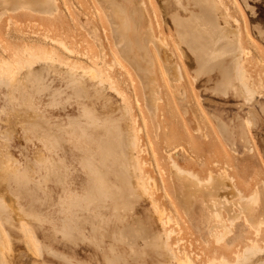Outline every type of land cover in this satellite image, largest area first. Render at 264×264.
<instances>
[{
	"label": "rangeland",
	"instance_id": "374dc122",
	"mask_svg": "<svg viewBox=\"0 0 264 264\" xmlns=\"http://www.w3.org/2000/svg\"><path fill=\"white\" fill-rule=\"evenodd\" d=\"M0 1V3L2 4V1L4 0ZM8 1L10 0H5L4 2ZM55 1L57 12L55 13L54 17H46L37 14L35 15L31 13H25L24 11L13 12L8 16H4L2 18V21H0V56L4 55L3 59L11 58L12 56L18 54L20 50L25 49L26 44L31 40L36 44L34 45L35 48H45L51 50L56 49L58 53L64 55L66 59L68 58V62H77L81 65H89L95 58V56L93 55H96L100 51L103 52L105 50V52L101 53L106 56H104L105 59H100L101 56L98 54V61L96 62L101 61V63L105 65H110L111 63H113V61L117 62V66H115L116 69L112 66L111 69H114L116 73H119L117 75L113 71L114 75L112 73V78L114 76L113 80H116L115 82L118 88L123 87L124 90L120 89L122 94L121 96H123V98H114L110 93H106L101 98L96 99V103L98 104H101L104 100L109 101V99H111L113 108L111 113H109V118L106 117V113H108V111L100 107L96 108L95 104L91 103L90 97L92 95L87 96L86 93H76L73 98V102L75 101L77 103L78 101V103L84 104V106H86L88 111L90 112L92 118L100 123L105 124L103 127L98 129L100 133L96 131V128L88 126L87 129L91 138L87 141L101 140L107 143H114V145L116 146V138L113 136L117 134L118 136H121L123 140L129 141V139H131L133 136V132H130L128 130L129 127H127L123 123L124 119L121 115V111H129L132 121L133 119L134 121H136V124L132 127V129L137 130L136 140L138 145L140 146L139 150L143 148L140 151V154L143 153L144 150V153L141 154L142 156L140 154L138 156L142 161L140 168H142L143 173L152 178V180H149L148 184H152L151 186L156 185V190L155 187H150L151 190L149 189V193L151 197H149L148 195H143L139 198L133 197L132 201H134V210H136L137 213L139 212L140 214H142L144 218L150 217L151 222H153L154 226L156 227L158 213L155 211V208L151 204V201L154 200V202L158 204L160 209L167 208L168 215L171 213L170 215L173 220L171 221L172 223L170 222L169 226L166 229L173 228V230H176H174L176 234L179 232L177 235L173 233L170 236L171 239L169 237L171 244L173 242H178L179 240H184L186 241L185 243H187L186 245L191 246L194 251H203L200 253V258L209 256L211 253H213V250L218 248L215 251H218L219 254L221 253L223 257L231 260L233 258L232 255H234V252H236L235 246H243L244 242H247V239L253 240L255 238L254 241H257L258 239V242L262 245V247H264V244H262L264 243V228L261 231V235H259L256 239L253 234V229H251L245 222V220L239 216L241 214L240 212H242L241 208L245 205V203L241 202L240 205H235L236 202L234 203V200L238 201L239 199L245 197V195L247 197L251 194L257 193L260 196L261 203L259 205H256L258 208L255 206V209H259V211H262L264 209V186H262L264 185V111H261L259 105H257V117L255 118L256 121L254 122V124L249 127L250 133L244 130V132H241L243 136L242 140H244V137L246 139L244 140L246 141L245 150L243 153H237L236 151L234 152V149H232L229 146V143L224 140L223 135L215 126L216 121L212 115L216 114L220 116L221 119H224L227 122L230 120L233 114L239 112V105L235 100L223 97L220 94H217L216 91H213L212 87L210 86L212 84L206 85V83L204 82V78H202L201 81H197L202 76L208 75L217 70L219 77L218 82L222 87V85H224L228 81L225 74L231 73L229 65L226 64L227 62L223 60V57L219 59L215 58L216 61L211 62L212 56L209 52L208 45V33H210V29H208L206 25H203L201 31V29H199L197 26V23L199 21H196L192 18L189 19L185 13L181 12L179 9H176L171 14L172 17L174 16V27L172 26V29H176L175 31L171 30L173 34H169L170 31L168 30L166 31V34L165 30L167 21L163 19L164 17L162 8L156 5L155 0H149V2L148 0H132V2L127 7H129V9L131 8L130 12L134 17L131 15L127 16V19H130V24L125 26L124 28L116 25L115 22H113V20L107 16V7L110 6L112 8H115L120 16L118 19L123 20L122 16H124L125 13L127 14V12H125V8L127 1L129 0H99L104 6L105 12H96L94 7L97 5L96 0ZM245 2L249 4L250 7H246ZM225 3L232 8V12H230V7L224 4V0L223 2L221 0L220 7L222 10H224V17L220 18L216 16L215 11H209L208 9H206L205 6L200 2V0L195 1V6L193 8L194 10H192L199 15H203L206 12L208 14L207 20L209 21V23L213 22L212 24H214H211L213 28L215 27V25L223 26L227 23V21L235 23L239 32H237L238 38H236L237 42L239 41L238 50L242 54V58H244L246 61L247 69L250 68V70H248L252 73V75L254 73V76H256L261 66L258 60L262 59L263 61L264 59L261 58V56H264V38L260 39L262 41L261 42L256 38L255 34L256 27L260 26L264 29V0H225ZM160 6H163L162 2H160ZM147 7H150V9ZM151 7H154L155 9H151ZM198 8H200V10H198ZM150 12L151 15L149 14ZM232 13L234 14V16ZM147 17L149 20L147 19ZM185 17L188 19L187 23L189 28H191L188 29V31H185L181 28V24L186 23L184 21ZM203 18L204 17L202 16V19ZM220 19H222L223 22L225 20L226 23H222ZM121 22L122 21H120V23ZM239 22L240 25L238 24ZM147 23L150 24V27H148L149 24L147 25ZM161 23H163L164 25ZM103 24L105 26H103ZM159 24H161L162 27ZM137 25L141 27L138 28ZM159 26L162 28V31L165 29L164 34H162L163 32L161 31V28L159 29ZM149 28L152 29V31ZM156 28L159 30H157ZM147 29L149 30V32H147ZM142 30L147 31L146 33L144 31L142 34L140 33V31L142 32ZM156 32L158 33L156 34ZM199 32H202V34L204 35L201 36ZM6 33H9L10 35ZM147 33L149 35H147ZM154 34H156L155 37ZM160 34L163 35H161V38L159 37ZM117 35L123 37L121 42L119 41ZM169 35H173L172 37L176 39L175 42L177 46L172 44L169 39ZM153 38H158L162 43H164L166 50L168 51L167 53L169 56V65H171L175 69L173 71H170V73H168L169 70H166L168 67L166 65L164 66L160 55L157 53L155 45L151 43V40H153ZM162 38L164 39L162 40ZM166 38L169 39L170 43L167 42L168 40ZM244 39L246 40L245 43ZM57 40L63 41L68 45L66 47V50H62L60 47H58V45L55 43V41ZM192 40L193 42H191ZM45 41H48L50 44L48 42L46 43ZM97 41H99V43ZM109 42L111 45L109 44ZM44 43H46V45H44ZM96 43L99 45H103L99 46ZM169 44L170 46L172 45L176 47V52L175 47H169ZM243 44L245 46H243ZM150 45L153 47H151ZM102 46L104 47L102 48ZM246 48H248V50ZM182 50H185L184 53H182ZM83 51L86 53H84ZM232 51L233 55H235V51L233 49ZM118 53H121L123 61L116 58ZM89 54H92V56L88 57ZM113 55H115L116 57ZM152 55L154 58L152 57ZM177 55L180 57H178ZM2 56L0 58H2ZM176 56L178 57V59ZM179 58L181 61H177L179 60ZM189 60H194L197 62L195 73H193L195 67L191 64V62H189ZM118 61H121L120 64ZM256 61H258V63ZM124 62L127 65H124ZM155 64L157 65V67ZM121 65H124L125 68L123 69ZM160 65L163 66L161 67ZM131 70L132 72H130ZM251 70H253V72ZM127 72L130 74V78ZM157 72H161L159 78ZM192 74H197L198 76L196 75L195 77L193 75V77ZM169 75L171 76L169 77ZM168 77L171 78L170 80L172 81V84ZM116 78H118V80L123 78L124 80L117 81ZM135 78L137 80H135ZM147 80L150 81L149 85L146 83L148 82ZM121 81L122 83L124 81V83L122 84ZM168 81H170V83ZM125 82L129 85L125 84ZM124 84L129 88L125 87ZM25 86L21 83L20 86H18L19 89H17L16 92H4L3 96L6 98V100L3 104L5 105L0 108V113L3 114V116L0 117V162L1 160H5L7 162V159L10 158L8 164L15 168L17 166V163L16 161H14L15 163L12 161L15 158L24 161L25 163V159L27 160V158L31 159L34 157L35 161L37 160V158H39V161H36L38 163L43 162L46 159L43 155L44 153H42L43 151H37L41 149V145L38 143H44L43 145L61 144L63 146L64 143H68L63 139V135L66 129L73 128V135H76L79 134V129L76 128L75 130L74 127L78 123L83 126L86 125V120L77 112L76 105L68 107L65 106L66 103H64L63 101H59V99L55 100L54 97L49 96L50 100H53V102L56 103L57 107L55 109H47L45 108L46 106H44V104L47 102L48 97H44L46 99L44 100V102H42L40 100V97H36V94L27 92ZM126 89H128L127 92H125ZM146 93L149 94L145 95ZM260 101L262 102L261 104L264 107V97ZM149 102H151L152 104H149ZM50 129H52L54 133H52ZM101 131H104V133L107 132V134L110 135L108 137V140L104 139V136L101 135ZM113 132H117V134H113ZM243 133L247 134L245 135ZM30 136H32V138L38 143H35L34 145V140L31 139ZM47 138H49L50 142L45 143L44 140H47ZM248 138H250V140H248ZM6 144L9 147V150L5 149ZM6 150L8 151V153H6ZM36 151L39 152V154H35ZM4 153L6 157H2L4 156ZM121 154L123 155L122 151ZM13 156L14 158L11 159V157ZM166 156L169 158V160H167L168 158ZM172 161L175 163L177 162V166L179 165L181 169L183 167V171L190 172L188 170H191V173L195 172L193 174H196L198 178L199 176H202L200 177V179L202 180L206 178V174L213 175L212 177L214 186L210 188H214L213 190H215L214 194L216 197L219 196L222 199L225 198L227 195V191L232 192L231 197H229L230 199L236 197V195L239 194V196L237 195V199L234 198V200H230L233 201V203L229 202L227 205L223 204V206H226H224L225 208H223V206L221 207V215H226L225 217L223 216V220L227 221L228 217L230 219L232 216L237 217L234 221V224H232L233 227L231 226V229H220V232L223 231L225 233H228L226 239L224 240L225 242H223L222 245L214 244L215 239L214 237H212V230H209L210 227L211 229H213V231L214 229H219L217 228V226L219 227V225L217 224L216 226H214L216 223L215 221L213 222V219H210L211 216L209 214H207V216L205 215V217L202 216L203 207L202 211L199 210V206H202L201 200H199L200 197L199 199H195L203 193L205 196L206 193H209V189H204L202 191L199 184L197 186V183H194L196 181L193 180L192 177V179L189 178L190 176H188L186 173H182V175L181 173L179 174L173 168ZM67 164H69V167L71 168L68 173V178L71 179L70 182L72 188L77 189L85 184L84 174L80 170V166L75 157L68 158ZM221 165L226 166H224L223 168ZM13 167H9L10 172H5L4 174V177L6 178V182L8 184L16 183V181H14L15 179L11 175ZM186 168L187 170H185ZM224 170L225 172H223ZM135 171L138 174V170L135 169ZM218 174H221V179L219 178V176H217ZM182 176H184L188 181L184 180V177ZM225 176L228 177V182L226 181L227 179ZM229 177L231 178V180ZM190 179L191 181H189ZM179 181L180 183L182 182V186L179 184ZM229 181L230 183L233 182V187L235 189L233 187L231 188L232 184H230ZM153 182L155 183L154 185ZM46 185L48 187L46 203L44 205H40L38 201H35L33 210H35L36 213H38V211H42L41 213L44 212L45 215L50 214L52 222L56 225L59 224L58 218L60 217L57 200L59 199V195H61V189L59 186H56L53 182L50 181H46ZM178 186L180 188H178ZM27 187L29 188V186ZM225 187L228 188L226 189ZM254 187L258 189H255ZM163 188L167 191L166 193ZM191 188L192 190H190ZM217 188H219L218 193H216ZM172 189L173 192H175L178 196L177 199L172 198V195L174 194L171 193ZM181 192L184 194H182ZM233 193H235L234 196H232ZM34 194L39 199H43L40 191L35 190ZM190 195H194L192 196V200L195 201V203L193 207V216L191 218H187L186 216H190L193 206V202L191 203ZM205 197L208 198V195ZM21 202L24 205H27V201L25 199H22ZM180 204L182 207L180 206ZM260 206L262 208H260ZM235 207L239 210V212ZM223 209L225 210L223 211ZM173 214L177 216V218L174 217ZM31 225L36 228V235L41 241H44L47 244L51 245L59 252L66 253L79 262L86 261L89 264H97V259L100 260V257H98V255L94 252L93 246L89 245L87 242L77 241V245L74 246L72 242L64 239L60 234H58L54 238V225H51L48 222H44L40 228L38 224H33V222ZM223 226L226 227L225 224ZM10 232L13 236L11 242V250L8 254L11 264H66L60 259L48 254H44L43 257L36 256L37 254L34 252V250L31 249V247L28 248L25 240H23L21 237V233L17 229L10 228ZM183 245L184 244H181L179 249H177L178 252L182 249ZM213 245L217 247L215 248ZM29 249H31L33 253ZM208 251H210V253ZM5 252L7 254V251ZM200 261H202V259H200ZM199 264H202V262H200ZM262 264H264V262Z\"/></svg>",
	"mask_w": 264,
	"mask_h": 264
},
{
	"label": "bare ground",
	"instance_id": "6f19581e",
	"mask_svg": "<svg viewBox=\"0 0 264 264\" xmlns=\"http://www.w3.org/2000/svg\"><path fill=\"white\" fill-rule=\"evenodd\" d=\"M4 1H2V4L0 3V21H2V18L4 16H8V15H10L13 12H22V11H24L25 13H31V14H35V15L37 14V15L46 16V17H54L55 13L57 12V7H56V1L55 0H10L8 2H4ZM96 1H97V5L94 6L96 12H105V9H104V6L102 5V3L99 0H96ZM155 1H156V5H158V7H160V8H162V13H163V17H164L163 19H165L170 24V26H168V31H170L169 34L172 33L171 30H173L172 28L174 27L173 26V24H174L173 23L174 22L173 17L174 16L172 17L171 14L176 9H179L181 12L185 13L188 16L189 19L192 18V19H194L196 21H199L197 23V26H198L199 29H201V31H202L203 25H206V27H208V29H210L209 30L210 33H208V38H209L208 45H209V52L211 53L212 59H215V58H218L219 59V58H222L223 57L224 58L223 60H225L227 62L226 64L229 65V68L231 70V73L225 74V76L228 79V81L224 85H222V89H224V90H226L228 92L234 93L235 95H238V96H241L243 98H246V100H250V101L253 100L255 97L264 96V59H263V61H262V59L258 60L260 62V64H261L260 69H259V71H258V73H257L256 76H254V73L252 75V73L249 71L250 68H248L249 69L248 70L247 67H246V61H245V59L242 58V54L238 50V48H239V43L238 42L239 41L237 42V40H236V38H238V36H237L238 28H237V26L235 25L234 22H228L227 21V23H226L225 20H224V22L226 23L225 25H223V24H220V25H223V26H216L215 25V27L213 28L211 26V24L213 22H210L209 23V21L207 20L208 19V14L206 12L203 15H199V14H196L195 11H193L194 10L193 8L195 6L194 3L197 0H160V1L159 0H155ZM131 2H132V0L127 1L126 8H125V12H127V14L125 13V15L122 16L123 20L118 19L120 16H119V14H118V12H117V10L115 8H112L110 6L107 7V10H108L107 11V16L109 18H111L113 20V22H115V24L116 25H119V27H121V28H124L125 26H127V25L130 24V22H129L130 19H127V16L128 15L129 16L130 15L133 16V14L130 12L131 11L130 10L131 8L129 9V7H127V6H129V4ZM148 2H149V0H148ZM160 2H162V5L163 6H160ZM200 2L209 11H215L217 17H219V18L220 17H224L223 16L224 15V12H223L224 10H222L221 7H220L221 0H200ZM222 2H223V0H222ZM235 3H237V2H235ZM224 4H226L225 3V0H224ZM226 5H228V4H226ZM154 7H151V9L154 8ZM147 8L150 9V7H147ZM231 9L232 8L230 7V12H232ZM159 12H161V11H159ZM149 14L151 15V12ZM175 15H177V14H175ZM202 16L204 17L203 19H202ZM233 16H234V14H233ZM157 18H158V16H157ZM210 18H211V16H210ZM147 19H148V17H147ZM99 20H100V18H99ZM203 20H204V22H203ZM120 21H122V22L120 23ZM184 21L186 23L181 24V28L183 30H185V31H188V29H191V28H189L188 23H187L188 19L185 17V20ZM220 21L222 23H224L222 21V19H220ZM240 22L238 23L239 25H240ZM242 22H243V20H242ZM158 23H160V22H158ZM148 24L149 23H147V25ZM152 24H153V22H152ZM161 24H163V23H161ZM161 24H159V25L161 26ZM212 25H214V24H212ZM103 26H105V25L103 24ZM160 26H159V29L162 27V26L161 27ZM137 27L140 28L141 26H138L137 25ZM148 27H150V24H149ZM145 28H146V26H145ZM159 29H157V30H159ZM175 29L173 31H175ZM240 29H242V28H240ZM106 30H108V29H106ZM150 30L152 31V29H150ZM164 30L162 31V28H161V31L163 32L162 34H164ZM144 31L142 30V32L140 31V33L143 34ZM146 31H145V33H146ZM203 31H205V30H203ZM242 31H241V34H242ZM147 32H149V30ZM158 32H160V31H158ZM158 32H156V34ZM165 32H166V30H165ZM9 33H6V34H9ZM176 33H177V31H176ZM156 34H154V37H155ZM162 34H160V36L159 35L158 36L161 38V35ZM166 34H167V32H166ZM195 34H196V31H195ZM199 34L201 36L204 35V34H202V32H199ZM63 35H65V34H63ZM147 35H149V34L147 33ZM117 36L119 38V41L121 42L123 37H121L120 35H117ZM172 36L169 35V39H170V41L172 42L173 45H176V42H175L176 39H174ZM196 37H198V36H196ZM243 38H245V37H243ZM44 39H43V41H44ZM163 39L164 38H162V40ZM169 39H167L168 40L167 42L170 43ZM246 39H247V37H246ZM177 41H178V39H177ZM245 41L246 40L244 39V43H245ZM33 42L34 41H32V40L29 41V43L26 44V48L25 49L20 50V52L18 54L12 56L11 58L3 59V56L4 55L3 56L1 55L2 58H0V108L3 105H5V104H3L4 101L6 100V98L3 96L4 95V92H6V91L16 92V90L19 89L18 86H20V84L22 83V85H24V86L27 85V86H25V89H26L27 92H30V93L32 92V93L36 94V97H40V100L42 102H44V100L46 99L44 97H48L47 98V102L44 104V106H46L45 108H47V109L48 108L49 109H55L57 107L56 106V103L53 102V100H50V97L51 96L54 97L55 100L56 99H59V101H63L64 103H66L65 106L70 107L72 105H76L77 112L80 114L81 117H83L86 120V125L83 126L80 123H78L74 127L75 130H76V128L79 129V134H76V135H73V133H74L73 128L72 129H66L65 132H64V135H63V139L66 142H68V143H73V142L80 143L82 141H87L88 139L91 138V136L89 135L88 129H87L88 126H91L93 128H96V131L99 132L98 129H100L101 127H103L105 124L100 123L97 120H95L94 118H92V116H91L90 112L88 111L87 107L84 106V104L78 103V101H77V103L75 101L73 102V98H74V96H75L76 93L77 94H79V93H82V94L86 93L87 96L88 95H90V96L92 95L90 97L91 98L90 99L91 100V103L92 104H95L96 108H99L100 107V108H103L104 110L108 111V113H106V115H107L106 117L109 118L110 117V114L109 113H111L112 108H113L112 107V104H111L112 103L111 102V99H109V101L108 100L107 101L104 100L101 104L96 103V99L101 98L106 93L107 94L110 93L114 98L115 97H117L119 99H122L123 98V96H121L122 94H121V90H120V89H123V87L121 86L122 88H118L116 86V82H115L116 80L115 81L113 80L114 76L112 78V73H113L114 69H111V66L114 68L115 66H117V62L113 61V63H111L112 65L111 64L110 65L109 64L108 65L102 64L101 61L100 62H96V61H98V59H97L98 54L101 56L100 59H102V60L105 59L106 56L104 54H101V53L105 52V50H104L103 52L100 51L96 55H93V56H95V58H94L93 62H91L89 65L88 64L87 65H84V64L81 65L80 63L78 64L77 62H73V63L71 62L70 63V62L67 61L68 58L66 59L64 57V55H62L61 53H58V51L56 49L55 50H51V49H45V48H41V49L35 48L34 45H36V44L33 43ZM45 42L47 43L48 41H45ZM97 42L99 43V41H97ZM182 42H184V41H182ZM191 42H193V40ZM242 42H243V40H242ZM46 43H44V45H46ZM55 43L62 50L63 49L66 50V47L68 46L63 41H60V40L55 41ZM151 43H153L155 45V47L157 49V53L160 55L161 60L164 63V66L166 65L169 68V69L168 68L166 69V70H169V72L168 71L167 72L170 73V71L175 70L171 65H169V56H168V53H167L168 51L166 50V47H165L164 43H162L158 38L157 39L156 38H153V40H151ZM42 44H43V42H42ZM109 44H110V42H109ZM48 45H47V47H48ZM97 45H99V44H97ZM100 45H103V44H100ZM0 46H1V42H0ZM171 46L169 44V47H171ZM243 46H245V45L243 44ZM39 47H40V45H39ZM49 47H51V46H49ZM103 47L104 46H102V48ZM151 47H153V46H151ZM155 47H154V50H155ZM173 47H175V46H172V48ZM181 48H183V47H181ZM232 49L235 51V55H233ZM246 49L248 50V48H246ZM91 50H93V49H91ZM150 51H151V49H150ZM184 51L182 53H184ZM175 52H176V47H175ZM5 53H6V51H5ZM84 53H86V52H84ZM87 53H88V50H87ZM112 53H114V52H112ZM8 54H10V53H8ZM246 54H249V53H246ZM115 55H113V56H115ZM91 56H92V54L91 55L89 54L88 57H91ZM67 57H68V55H67ZM152 57H153V55H152ZM157 57H158V55H157ZM178 57H180V56H178ZM178 57H177V59H178ZM248 57H249V55H248ZM116 58H118L119 60H122L123 61V57L121 56V53H118ZM258 58H256V59H258ZM261 58H264V56H261ZM212 59H211V62L216 61V59L215 60H212ZM157 61H160V60H157ZM174 61H176V60H174ZM177 61H181L180 58ZM221 61H222V59H221ZM258 61H256V62L258 63ZM120 62H119V64H120ZM257 63H255V64H257ZM124 65H127V64H125V62H124ZM124 65H121L123 69L125 68ZM182 65H184V64H182ZM121 66H119V67H121ZM258 66H259V64H258ZM119 67H117V68H119ZM156 67H157V65H156ZM115 69H116V67H115ZM180 69H181V67H180ZM213 69H215V68H213ZM129 70H130V68H129ZM223 70H225V69H223ZM127 71H128V69H127ZM193 71H194L193 73H195L196 70L194 69ZM251 71L253 72V70H251ZM130 72H132V70ZM181 72H182V70H181ZM118 73L115 72V74H117V75H118ZM160 73L157 74L158 75V78H159ZM163 73H162V75H163ZM219 73H220V71H219ZM113 75H114V73H113ZM171 75H169V77ZM193 75L194 74H192V76ZM196 75L197 74H195L194 76L196 77ZM165 77H166V75H165ZM169 77H168V79L170 80L171 78H169ZM176 77H177V75H176ZM129 78H130V74H129ZM186 78H187V76H186ZM116 79H117V81L124 80L123 78H121L119 80H118V78H116ZM172 79H174V78H172ZM195 79H197V78H195ZM135 80H137V79L135 78ZM184 80H185V78H184ZM125 81H126V79H125ZM166 81H167V79H166ZM170 81H168V82L170 83ZM179 81H182V80H179ZM149 82L150 81H148L146 83L149 85ZM121 83H122V81H121ZM121 83H120V85H121ZM123 83H124V81H123ZM131 83H132V81H131ZM125 84H128V83L125 82ZM171 84H172V81H171ZM28 86H30V87H28ZM125 87H127V85H125ZM127 88H129V87H127ZM127 91H128V89H126L125 92H127ZM148 94L146 93L145 95H148ZM151 102H149V104H152ZM114 112H115V110H114ZM116 114H118V113H116ZM121 115H122V117L124 119L123 120V123L127 127H129L128 130L130 132H133V136H132L131 139H129V141L123 140V138L121 136H118L117 132H113V134H117V135H114L113 136V137L116 138V140H115L116 146L118 148H120V150L123 152V155H122V164L124 163L123 158L125 160H127L128 163H130V164L133 163L134 168L138 170V179L136 180V186L140 190L144 191V194L148 195V194H150L149 193L150 187H155V190H156V185H154L155 184L154 182H153V185L154 186H151L152 184H148L149 180H152V178L149 177L148 175H146L145 173H143L142 172V168H140V165H141V162L142 161L139 159L138 156L140 154V151L143 148L141 150H139L140 149V146L138 145L137 140H136L137 139V136H136L137 130L136 129H132V127L136 124V121H134V119L132 121V119L130 118L129 111L126 112V110H123V111H121ZM1 116H3L2 113H0V117ZM112 118H113V116H112ZM245 122H247L248 125L247 124L246 125L250 127L252 121L251 120H248V121H245ZM104 123H106V122H104ZM215 124H216L215 126L217 127L218 131H220V133L223 135L224 140L226 142L230 143L234 139V136H233V134H228V132H227L228 131V126L225 123L221 122V121H217ZM36 126H37V124H36ZM159 127H160V124H159ZM50 130H51L52 133H54V131L52 129H50ZM244 131H246V130H244ZM244 131L242 130L241 132H244ZM243 134H245V133H243ZM101 135L104 136V139L105 140H108V137L110 136L109 134H107V132L104 133V131H101ZM30 137H31V139H33L32 136H30ZM240 137L241 138L243 137L242 136V133L240 134ZM244 140H246L245 137H244ZM248 140H250V138H248ZM34 142H35V140L33 141V144H34ZM44 142L45 143L46 142H50L49 138H47V140H44ZM245 143H246V141H245ZM248 143H249V141H248ZM44 147H46L47 149L42 152V153H44L43 155L46 158L43 162L38 163L36 161H39L38 160L39 158H37L36 161L34 160V157L32 158L33 159V164H34V169H35L34 172L32 171L33 169L32 170H29L28 169V166H27V164L24 161H21V160H19L17 158H15L14 160H12L13 162L16 161V163H17L16 164L17 165L16 168L13 167V166H11L10 164H8L9 163L8 161H9L10 158L7 159L8 160L7 162L5 160H3V161L1 160V162H0V189H1V191H0V264H11L10 259L8 257V254H9V252L11 250V242H12L13 236H12V234H11V232L9 230H6L4 228V223H8L9 225H12L14 222H18V221L20 222L21 211H22V207L24 205L21 202V200L22 199H25L27 202L28 201L30 203L32 202V200H29L30 199L29 196H25L24 193L22 192L23 191V187L25 185H26L25 187L29 186V188H32L34 186L35 188H37L38 191L41 192V194L43 196V199H40L39 201L37 200L40 205H43L46 202V199H47V191H48V187L46 185V181L47 180H50V179H51V181H53V183H55L56 186H59L60 189H62V192H63L62 195L57 200L58 201L57 205L59 206V208H61L62 210L64 208H66V205H69L68 201L73 196L72 195L73 194V191H71V190L69 191V188H67V184L68 183L65 181V179L68 176V173L70 171V167L68 165H66V163L64 162V151L61 149L63 146L61 144L60 145L59 144H51V145H44ZM54 148H56V149L54 150ZM233 151L235 152V150H233ZM11 152H9V153H11ZM55 152L56 153L57 152H59V153L61 152L62 154H61V156L55 158L54 157V153ZM6 153H8V151ZM36 153L39 154V152H37V151L35 152V154ZM143 153H144V150H143ZM143 153H141V154H143ZM10 156H11V154H10ZM2 157H6L5 156V153H4V156H2ZM37 157H38V155H37ZM12 158H14V156L11 157V159ZM167 160H169V158ZM12 161H10V162H12ZM169 162H171V161H169ZM176 163L173 162L172 165H173V168L179 174L181 173V175H182V173H186L188 176H190L189 178L192 177L193 180L196 181V182H194V181L193 182L195 184L197 183V186L199 184V186L201 187L202 191L204 189L205 190L206 189L207 190L209 189V193H206L205 194V196L208 195V198L205 197L204 196V193H203L202 195H199V196L196 195V196H198V198H195V199H199V197H200L199 200H201V204H202V207H203L202 216L205 217V215L207 216V214H209L211 216L210 219H213V222L215 221V223H216L214 226H216L217 224L219 225V227L217 226V228H219V229H216V230L214 229V231H213V229H211V227H210L209 230H212L211 231L212 232L211 234L213 235L212 237H214V239H215L214 240V244L215 245H220V244L222 245V243L225 242L224 240L226 239V236L228 235V233H225L223 231L220 232V229L221 228L231 229L233 227L232 224H234V221L236 220L237 217L236 216H232L230 219L228 217V220L227 221L226 220H223V216L224 215L223 216L221 215V207L223 206V204L227 205L229 202L230 203H233V201H230V200L231 199L234 200V198L237 199V197L239 196V194H237L238 196L236 195V197L230 199L229 197H231L232 192L226 190L227 191L226 192L227 195H226L225 198L222 199L219 196L216 197L215 194H214L215 193V190H213L214 188H210V187H213L214 186L213 185V177H212L213 175H211V174H208L207 175L206 174V178L202 180V179H200V177H202V176H199L198 175L199 176V178H198L196 176V174L195 175L193 174L195 172L191 173V170H188L190 172H185V171L182 170L184 168L182 167V169H181V167L178 165L180 167L179 168L177 166L178 163L177 164ZM224 166H226V165H224ZM224 166H222V167L224 168ZM9 167H13L12 168L11 175L15 179L14 181H16V183H13V184H10L9 183L8 184L6 182L7 180L4 177V174H5V172H10ZM123 167H124V171L126 173H128L127 167L126 166H123ZM43 170L45 172L41 173V171H43ZM185 170H187V168ZM223 172H225V170ZM171 174H173V173H171ZM197 174H198V172H197ZM220 175L218 174L217 176H219V178L221 179ZM45 176L48 177V178H46ZM182 177H184V176H182ZM222 177H223V174H222ZM191 179L189 181H191ZM226 179H227L226 181L228 182V177H226ZM181 180H182V178H181ZM184 180L188 181L185 177H184ZM224 180H225V178H224ZM230 180H231V178H230ZM8 181H9V179H8ZM175 181H176V178H175ZM180 181H179V184L182 186V184H181L182 182L180 183ZM229 183H230V181H229ZM191 184H192V182H191ZM195 184H193V185H195ZM230 184H232V186H231V188H232L233 187V182H231ZM97 185L99 186L100 184H97ZM260 185H262V184H260ZM179 186H178V188H180ZM262 186H264V185H262ZM225 188L227 189L228 187H225ZM254 188L255 189H258L259 188V185H258V188H256V187H254ZM254 188H253V190H254ZM98 189H101L100 186L98 187ZM182 189H183V187H182ZM190 190H192V188ZM218 190H219V188H217V192L216 193H218ZM199 192H201V191H199ZM263 192H264V190H263ZM191 193H192V191H191ZM235 193H233L232 196H234ZM182 194H184V193H182ZM192 196H194V195H192ZM192 196H191V203L193 202ZM77 198H80V197H77ZM189 200H187V201H189ZM241 202H244L245 203V205H244L245 207L243 206L241 208V211L242 212H240L241 214L239 216L242 217L245 220V222L248 224V226L251 229H253V234H254V236L257 239L258 236L261 235V231L264 228V209L262 211H259V209L258 210L255 209L257 207L256 205H259L261 203L260 202V196H259V194L254 193V194H251V195H249L247 197L245 195V197L239 199L238 201L234 200L235 205H240ZM153 205L156 206V204L154 202H153ZM180 206H181V204H180ZM224 206H223V208L226 207V206L225 207ZM158 208H159V206L157 207V209ZM260 208H262V207L260 206ZM114 209H115V207H114ZM224 210L225 209H223V211ZM226 210H227V208H226ZM236 210H238V209L236 208ZM5 212H7V214ZM238 212H239V210H238ZM158 213H159L158 215L161 216L160 220H162L163 223H164L162 225H165V226L168 227L169 224H170V222L173 220V218L170 215L171 213L168 215V211H166L164 209H162V211L159 210ZM223 214H224V212H223ZM173 216H174V214H173ZM62 217H63V220L64 221L67 220L64 215H62ZM30 218H32V219H34L36 221H44V220L37 219L36 216H33V215H31ZM222 222L226 225V227L223 226L224 224ZM174 230H173V228H169V229H166L165 230V237H166V241L168 242V243L166 242V249L168 251V258H169V260L173 261L174 264H199L200 262H202V264H262L264 262V247H262V245L258 242V239H257V241H254L255 238L253 240L252 239H247V242L245 241L243 246H240V245L238 246L236 244L238 247L235 246L236 252H234V249L235 248L233 249L234 255H232L233 258L231 257L232 258L231 260L223 257L221 255V253L219 254L218 251H215L218 248H216L217 246L215 247L214 245L213 246L216 249L213 250V253H211L209 256H206L205 258H203V257L200 258V253L203 252V251L202 250L200 252L194 251L191 246L186 245L187 243H185L186 241H184V240H179L178 242H175L176 244L174 242L171 244V241H170L171 237L170 236L173 233L175 235H177L179 233L178 232L176 234L175 233L176 230L175 231ZM221 230H223V229H221ZM18 231L21 233V237H22L23 240H25L26 245L28 246V248L31 247V249L34 250V252L37 254L36 256L42 257L44 254H48L50 256H53L55 258L60 259L61 261L65 262L66 264H78L75 261H73L72 258L70 256H68L66 253L59 252L55 248L50 247L49 245L41 242L35 236L33 230H31V228L28 227V225H26L25 223L22 222L19 225ZM59 232H61V231H59ZM132 232H133V230H132ZM132 235H133V233H132ZM169 237H170V239H169ZM158 242H161V241H158ZM161 244H162V242H161ZM181 244H184V245L182 246V249L179 250V252H178L177 249H179V247H180ZM241 244H243V243H241ZM262 244H264V243H262ZM208 245H209V243H208ZM211 246H212V244H211ZM214 247H212V248H214ZM31 249H29V250H31ZM32 250H31V252L33 253ZM5 251H7V254H6ZM208 252L210 253V251H208ZM201 256H202V254H201ZM200 259H202V261H200ZM165 264H171V263L169 262V263H165Z\"/></svg>",
	"mask_w": 264,
	"mask_h": 264
},
{
	"label": "crops",
	"instance_id": "0c3cea01",
	"mask_svg": "<svg viewBox=\"0 0 264 264\" xmlns=\"http://www.w3.org/2000/svg\"><path fill=\"white\" fill-rule=\"evenodd\" d=\"M245 4L246 7H250L246 2ZM198 10H200V8H198ZM168 26H170V24L167 22L166 31L168 30ZM255 34L256 38L259 40L264 38V29L260 26L256 27ZM189 62L194 65V69L197 68L196 61L191 60ZM202 78H204L206 85L212 84L210 86L217 94L235 100L239 105V112L233 114L227 122L216 114L212 116L215 118L216 122L221 121L228 126V134H233L234 139L232 140L233 142L231 141L229 143V146L237 153H243L246 143L240 137L241 131L247 128L246 131L250 133V128L245 121L251 120V125L254 124L256 121L255 118L257 117V105H259L261 111H264V107L260 101L264 96L255 97L250 101L222 89L220 83H218L219 77L217 71L205 75L197 81H201ZM35 143L38 142L35 141L34 145ZM7 144L5 149L9 150ZM38 144L41 145V149L37 151H45L47 149L42 143ZM55 149L56 148H54V150ZM61 149L64 151V162L66 165L69 166V164H67L68 158L75 157L80 166V170L84 174L85 184L77 189H73L70 182L71 179L68 178L69 175L66 177L65 181L68 183L67 188H69V191H73V196L68 201L69 205H66V208L63 210L58 208L60 213V217L58 218L59 224L55 225V223L52 222L50 214L45 215L44 212L41 213L42 211L36 213L35 210H33L35 201H37V199L38 201L40 200L34 194L37 188L34 186V188L24 186L22 192L25 196H29V200H32V202L30 203L28 201L27 205H23L20 222H14L12 225L4 223V228L9 231L10 228L18 230L19 225L23 222L33 230L37 237L35 232L36 228L31 225L32 222L33 224H38L39 228L44 222H48L54 225V238L60 234L64 239L69 240L73 245L75 244L74 246L77 245V241L87 242L89 245H92L94 252L100 257V260L97 259V264H165L169 262L174 264V262L168 258V251L166 249L167 241L165 237L167 226L162 225L164 223L160 220L161 216L158 215L156 220L157 226L155 227L150 217L144 218L142 214L134 210V201H132V198H139L146 194L136 186L138 174L134 169L133 163L130 164L123 158L124 163L122 164L120 148L116 147L114 143L93 140L82 141L80 143H64ZM61 154V152H55L54 157L57 158L61 156ZM25 161L28 169H33L32 171L34 172L35 169L32 158H27ZM123 166L127 167L128 173L124 171ZM44 170L41 171V173L45 172ZM49 181L53 182L47 180V182ZM97 184H100L99 186L101 189H98L99 186ZM164 191L165 193L167 192L165 189ZM62 193L61 189V195ZM171 193H174L172 195L173 199L178 198L176 193L173 192V189ZM61 195H59V197ZM148 196L150 197V194H148ZM153 202L152 200V205ZM194 203L195 201H193L192 212L190 216H186L187 218L193 216ZM153 206L157 213L159 210L162 211V209L168 211L167 208L157 209V204ZM199 210L202 211L201 205L199 206ZM5 213L7 214V212ZM31 215L44 221H36L30 218ZM62 215H64L67 220L64 221ZM175 217L177 218V216ZM158 241H161L162 244ZM41 242L47 244L44 241ZM49 246L52 247L51 245ZM70 257L79 264H89L86 261L79 262L72 256Z\"/></svg>",
	"mask_w": 264,
	"mask_h": 264
}]
</instances>
